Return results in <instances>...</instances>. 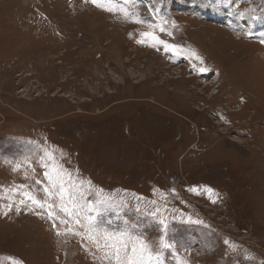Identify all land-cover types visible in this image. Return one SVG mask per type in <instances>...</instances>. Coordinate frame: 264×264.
Masks as SVG:
<instances>
[{"label":"rangeland","instance_id":"374dc122","mask_svg":"<svg viewBox=\"0 0 264 264\" xmlns=\"http://www.w3.org/2000/svg\"><path fill=\"white\" fill-rule=\"evenodd\" d=\"M263 187L264 0H0V264H264Z\"/></svg>","mask_w":264,"mask_h":264},{"label":"snow or ice","instance_id":"6c2138e0","mask_svg":"<svg viewBox=\"0 0 264 264\" xmlns=\"http://www.w3.org/2000/svg\"><path fill=\"white\" fill-rule=\"evenodd\" d=\"M145 35H148V34H145ZM160 43H164V42L160 41ZM170 47H172V46L165 44V48H170ZM29 198L33 199L32 197H29ZM34 202L39 203V201H34ZM163 246L164 247H171V245H168V244H164ZM143 248H144V245H141V250H143ZM133 251H135V249H133Z\"/></svg>","mask_w":264,"mask_h":264},{"label":"bare ground","instance_id":"6f19581e","mask_svg":"<svg viewBox=\"0 0 264 264\" xmlns=\"http://www.w3.org/2000/svg\"><path fill=\"white\" fill-rule=\"evenodd\" d=\"M263 188H264V187H263ZM263 188H262V189H263ZM247 199H248V198H247Z\"/></svg>","mask_w":264,"mask_h":264}]
</instances>
